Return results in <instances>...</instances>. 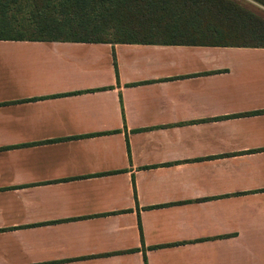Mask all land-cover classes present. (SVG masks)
<instances>
[{
	"label": "crops",
	"instance_id": "crops-1",
	"mask_svg": "<svg viewBox=\"0 0 264 264\" xmlns=\"http://www.w3.org/2000/svg\"><path fill=\"white\" fill-rule=\"evenodd\" d=\"M0 264H264V46L0 39Z\"/></svg>",
	"mask_w": 264,
	"mask_h": 264
},
{
	"label": "trees",
	"instance_id": "trees-1",
	"mask_svg": "<svg viewBox=\"0 0 264 264\" xmlns=\"http://www.w3.org/2000/svg\"><path fill=\"white\" fill-rule=\"evenodd\" d=\"M0 39L264 46V19L221 0H0Z\"/></svg>",
	"mask_w": 264,
	"mask_h": 264
}]
</instances>
